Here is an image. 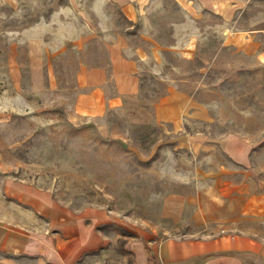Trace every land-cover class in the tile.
I'll return each instance as SVG.
<instances>
[{
	"label": "rangeland",
	"instance_id": "rangeland-1",
	"mask_svg": "<svg viewBox=\"0 0 264 264\" xmlns=\"http://www.w3.org/2000/svg\"><path fill=\"white\" fill-rule=\"evenodd\" d=\"M215 1L0 0V264H44L10 252V227L36 241L51 236L46 202L94 211L112 233L161 238L222 228L191 214L200 191L226 190L223 199L253 197L254 215L244 204L234 227L264 235V63L255 45L227 38L257 32L264 46V0H240L236 22ZM108 34L142 54L144 106L177 89L205 114L178 122H133L122 109L76 114L77 70L106 60Z\"/></svg>",
	"mask_w": 264,
	"mask_h": 264
},
{
	"label": "crops",
	"instance_id": "crops-1",
	"mask_svg": "<svg viewBox=\"0 0 264 264\" xmlns=\"http://www.w3.org/2000/svg\"><path fill=\"white\" fill-rule=\"evenodd\" d=\"M244 5L246 2L240 0H231L230 4L216 0L212 8L226 21L236 22ZM256 33L237 29L227 38L247 50L255 45L256 57L264 63V46L254 41ZM105 37L106 60L83 64L77 70L76 84L82 91L74 102L76 114L100 117L122 109L133 122H178L183 114H205L206 105L177 89H170L153 108L144 106L140 98V60L135 56L143 59L142 54L130 51L119 36ZM222 194L226 190L200 191L196 196L199 206L191 214L192 222L200 226L217 224L222 228L161 238L136 229L112 233L105 227L110 222L94 211L72 215L46 202L42 211L54 223L52 235L36 241L31 234L10 227V252L36 255L44 264H264V235L256 234L254 227H234L244 213V204L247 216L254 215L253 197L242 193L241 199L237 193L223 199ZM239 200H243L242 206Z\"/></svg>",
	"mask_w": 264,
	"mask_h": 264
}]
</instances>
